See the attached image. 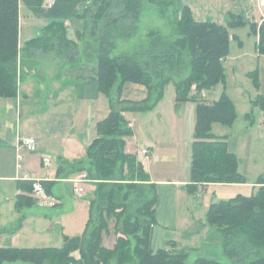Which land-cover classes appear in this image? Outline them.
Here are the masks:
<instances>
[{"label":"crops","instance_id":"1","mask_svg":"<svg viewBox=\"0 0 264 264\" xmlns=\"http://www.w3.org/2000/svg\"><path fill=\"white\" fill-rule=\"evenodd\" d=\"M91 1L55 0L48 7L45 0H18V60L22 62V69L16 94L0 96V247H59L64 235L79 236L85 229L89 200L85 207L81 204L77 224L75 214L65 223L60 215L73 214L79 206L74 200V180L84 173L78 169L87 165L86 151L97 137L98 122L111 111L109 97L99 90L95 64L82 62L72 66L51 52L38 50L28 54L25 45L45 34L54 21L62 22L67 39L76 40V32L82 28L76 15ZM177 2L180 7L189 8L196 21L225 24L227 14L233 12L245 22L243 26L228 29L229 52L223 60L225 83L198 93L201 99L212 102L225 91L233 101L236 110L233 124L213 123L211 131L217 136H226L228 150L236 156L237 170L245 177L246 167H264V109L254 104L258 96L264 95V54L257 51L258 35L250 29L251 23L259 25L264 18V0ZM196 92L192 87L191 94ZM145 97L144 86L136 83L124 86L123 99L139 101ZM195 109L193 100L175 103V88L171 82L153 108L122 112L132 130L131 135L125 137V151L141 163L157 194L151 237L154 251L182 249L184 240L198 235L192 225L193 212L187 214L192 208L188 195L191 190H202L211 184L233 186V183H204L192 187L187 177ZM23 136L36 139V151H18L19 139ZM144 148L149 150L148 155L142 154ZM168 149L184 151L186 157L181 166L165 170L164 164L172 153L167 152ZM43 157L50 158L49 165L43 164ZM180 167L183 176L176 177ZM263 173L264 169L259 170L255 176V191L259 187L257 178ZM35 178L46 184V199L36 200L33 193L26 190V182ZM84 186L85 193L91 195L94 185L88 180ZM19 195L34 197L36 201L17 210L15 202ZM210 204L203 207L205 215ZM37 237L41 239L36 240ZM111 238L110 243L104 242L109 248L114 243L112 235ZM37 241L44 244L36 246Z\"/></svg>","mask_w":264,"mask_h":264},{"label":"trees","instance_id":"2","mask_svg":"<svg viewBox=\"0 0 264 264\" xmlns=\"http://www.w3.org/2000/svg\"><path fill=\"white\" fill-rule=\"evenodd\" d=\"M141 7L142 0H92L76 15L82 22L76 40L67 39L62 22L54 21L45 34L26 43L28 54L38 50L53 51L65 57L67 64L72 66L82 62L95 64L99 90L109 97L111 111L97 124V137L86 151V167L78 169L84 171L94 185L83 233L64 235L60 247H0V264L12 261L186 264L185 251L152 249L157 203L155 186L136 157L125 151V137L131 135L132 130L122 112L153 108L170 82L175 88L176 104L187 100L196 102L190 165L192 187L204 183L245 182V177L237 170L236 156L228 150L226 136H217L211 131L213 123L233 124L236 117L233 101L225 91L212 102L198 96L205 88L225 83L223 60L229 52L228 29L243 26L245 22L233 12L227 14L225 24L196 21L189 8L179 6L176 37L154 35L148 46L139 52L111 55L116 38L125 34L126 25L138 19ZM88 26L97 46L81 52L77 40L82 41ZM250 29L258 35L257 51L264 54V20L259 25L251 23ZM18 59V0H0V96L10 97L17 92L22 69ZM187 66L189 71L183 74ZM253 82L256 84L255 73ZM127 83L144 86L146 97L139 101L123 99ZM193 86L196 94H191ZM254 104L264 109V95L258 96ZM256 183L259 187L253 194L219 200L210 204L206 211V222L218 231L223 252L233 264H264V174ZM42 184L48 194L46 184ZM26 185V190L32 192V181ZM132 197L140 205L134 206ZM35 201L34 197L19 195L15 208L21 210ZM109 234L114 238L110 248L104 244ZM193 264L224 263L198 257Z\"/></svg>","mask_w":264,"mask_h":264},{"label":"rangeland","instance_id":"3","mask_svg":"<svg viewBox=\"0 0 264 264\" xmlns=\"http://www.w3.org/2000/svg\"><path fill=\"white\" fill-rule=\"evenodd\" d=\"M178 2L177 0H156L155 2H149L148 0H142L141 12L138 19L129 25H126L127 31L125 34H119L118 38L115 40L114 48L111 51V55H120V54H132L135 52H139L148 46L149 40L154 36H163L165 38H174L176 37V18L179 17L180 13H178ZM94 12V11H92ZM90 15V14H88ZM89 20V19H88ZM82 29V28H81ZM245 35L243 34V37ZM78 50L83 52L84 48L88 50H94L97 46L95 41V37L90 36L89 26L85 31L84 37L82 41L77 40ZM89 46V47H88ZM54 53L53 51H50ZM55 54V53H54ZM61 57V59L68 62L65 57L55 54ZM187 58H185V64L187 65ZM189 71V67L183 71V74H186ZM228 82H230V78L228 77ZM171 83V82H170ZM194 87V86H193ZM239 111L241 112V107H239ZM167 152H172L168 155V162L164 164L165 170L174 166H181V162L185 161V153L184 151L177 149H168ZM170 168V169H171ZM178 168L176 170V177L183 176V171ZM264 167H246V179L243 183H233V186H224L222 184H211L203 188L202 190H197L194 188L191 190L188 195L192 199V208L187 210V214L190 215V212H193V226L198 231V235L193 237L190 240L183 241V248L177 249L176 251H185L187 252V258L185 260L186 264H193L194 261L198 257H206L211 258L216 261H219L224 264H233V262L224 254L223 247L221 243V237L219 236L216 228L206 222L205 214L203 213L204 208L214 201L219 200H229L234 198L238 194L251 195L255 192V188L253 187V182L255 180L256 174L259 170H263ZM170 173H166L169 175ZM171 174H174L172 171ZM264 174V173H263ZM119 175L116 173V176ZM187 177H190V173L187 172ZM92 183V182H91ZM93 184V183H92ZM232 184V183H228ZM133 196V195H132ZM35 199L37 198L34 196ZM38 199V198H37ZM36 199V200H37ZM90 199V195L87 193L83 194L82 198H76L75 202L79 204L76 207L73 214H62L60 215L63 223H65L69 218L73 217L75 214L74 223L77 224L79 219L81 218L82 207L81 204H84V207L87 205V201ZM133 205H140L134 197H132ZM133 205L131 208L133 209ZM204 207V208H203ZM19 222V221H18ZM202 225L204 228H202ZM16 226V225H15ZM111 226V224H110ZM190 229L189 231H192ZM208 231V232H206ZM71 233V231L69 230ZM68 233V231H67ZM182 239V237H180ZM184 238V237H183ZM41 237H37L36 240H40ZM184 239H188L185 237ZM112 240L111 234L105 236L104 242L105 244L110 243ZM39 244L36 246L44 244L42 241H37ZM53 242V241H52ZM63 243V242H62ZM51 244V243H48ZM62 245V244H61ZM60 245V246H61ZM59 246V247H60ZM4 264H32L29 262H21V261H12L5 262ZM50 264V263H46ZM110 264H115V262H111Z\"/></svg>","mask_w":264,"mask_h":264},{"label":"built area","instance_id":"4","mask_svg":"<svg viewBox=\"0 0 264 264\" xmlns=\"http://www.w3.org/2000/svg\"><path fill=\"white\" fill-rule=\"evenodd\" d=\"M48 7H51L55 0H45ZM264 20V18H263ZM37 149V141L35 138L30 136H23L19 139L18 151L24 150L26 152H34ZM142 154L148 155L149 150L144 148L141 150ZM20 158V155H19ZM42 162L45 166L50 164L49 157H43ZM32 181L31 189L34 196L38 199H46L48 197L42 182L40 179H30ZM76 186L74 188V195L76 197H81L85 193V183L88 182V178L85 173H81L78 175V178L74 180Z\"/></svg>","mask_w":264,"mask_h":264}]
</instances>
